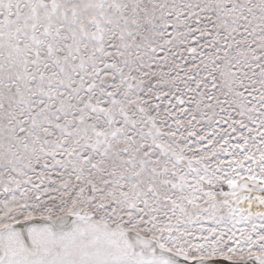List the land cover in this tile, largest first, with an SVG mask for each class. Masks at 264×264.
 Listing matches in <instances>:
<instances>
[{
  "label": "snow or ice",
  "instance_id": "obj_1",
  "mask_svg": "<svg viewBox=\"0 0 264 264\" xmlns=\"http://www.w3.org/2000/svg\"><path fill=\"white\" fill-rule=\"evenodd\" d=\"M0 264H264V0H0Z\"/></svg>",
  "mask_w": 264,
  "mask_h": 264
}]
</instances>
